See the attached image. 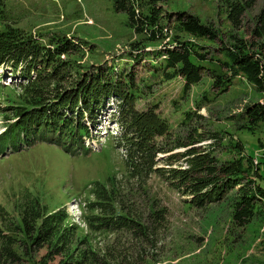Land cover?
Listing matches in <instances>:
<instances>
[{
  "label": "trees",
  "instance_id": "trees-1",
  "mask_svg": "<svg viewBox=\"0 0 264 264\" xmlns=\"http://www.w3.org/2000/svg\"><path fill=\"white\" fill-rule=\"evenodd\" d=\"M220 1L235 29L245 26L249 13L252 21L249 28L254 39L233 34V41L220 46L223 55H215L197 39L176 33L173 41L171 39L164 47L139 49L141 51L134 55L157 58L148 70L163 81L182 76L184 92L193 83L201 81L203 72L209 69L212 86L217 87L218 92L228 90L240 77L264 95V0ZM3 3L4 0H0V66L10 67L12 73L19 70L18 75L23 78L20 96H10L16 119L11 117L0 133L3 149L6 143L21 146L23 141L31 145L39 140L67 147L77 145L74 140L79 138L81 148H87L85 138L93 136L105 100H113L117 102L113 115L119 131H112V134L115 145L124 149L131 176L143 180L155 172L175 188H184L183 191L192 194L190 201L201 206L220 198L221 187H236L237 192L231 198L235 223L245 225L254 217L264 215L261 203L264 200V173L260 170L262 164L253 161L256 155L252 150L246 149L237 139L224 142L219 130H201L197 122L203 114L193 121L194 112L188 109L180 121L187 127V134L181 136L160 113L157 102L145 107L138 105L142 92H146L145 87L152 83L145 82L143 88L134 77H118L111 66L106 72L99 71L100 66L95 71L78 68L73 54L85 50V37L59 32L45 36L26 30L5 20ZM114 6L117 11H125L128 24L137 32L146 33L149 39H158L168 32L164 22L167 14L160 0H114ZM175 14V26L180 32L213 40L220 38L221 29L202 21L199 15L186 10ZM131 44L143 46L140 40ZM207 58L214 61V65L208 66L202 61ZM198 106L201 107V103ZM237 117L243 120L240 128L255 130L261 127L264 99L246 105ZM206 139L211 141L199 149L201 145L197 143ZM219 145L228 148L233 155L222 159L216 153ZM179 147L184 150H175ZM157 152L166 153L163 159L171 164L182 158L186 165H160ZM197 167L200 170L206 167L207 173L194 175ZM110 175L109 180L113 179ZM210 177H216V183ZM23 190L13 199V207L0 203V264H21L23 254H29L33 248H45L38 264H53L57 258V264L123 263L113 252L110 255L109 250L99 251L89 236L78 235L79 223L66 222L69 211L64 203L50 208L40 193L31 188ZM92 190L95 197L89 201V211L84 208L83 216L91 229L136 226L142 234L147 232L149 225L141 217L131 216L118 200L119 188L115 183L109 187L104 179H97ZM153 210V213L158 212V209Z\"/></svg>",
  "mask_w": 264,
  "mask_h": 264
},
{
  "label": "rangeland",
  "instance_id": "rangeland-1",
  "mask_svg": "<svg viewBox=\"0 0 264 264\" xmlns=\"http://www.w3.org/2000/svg\"><path fill=\"white\" fill-rule=\"evenodd\" d=\"M160 2L168 17L164 20L168 32L155 40L128 24V14L117 11L114 0H4L3 13L5 20L14 25L45 36L59 32L85 37V50L73 54L78 68L95 71L100 66L98 70L106 72L111 66L118 77H134L143 88L145 82L152 83L145 87L146 92H142L143 96L138 99L140 107L157 102L160 113L169 119L175 132L181 136L187 134V127L180 123L185 110L194 112L193 121L203 114L197 122L201 130L221 131L224 142L230 138L239 140L255 153L253 161L262 164L260 170L264 173V123L255 130L240 128L243 120L237 117L246 105L264 99L262 92L240 77L228 90L218 92V88L212 86L209 69H205L201 81L193 83L184 92L182 76L163 81L148 70L150 63L157 58L146 54L137 58L134 55L141 51L139 49L164 47L176 33H181L184 38L197 39L210 53L223 55L220 46L233 41V34L255 38L250 33L252 21L249 13L245 26L235 29L220 0ZM181 10L215 24L222 31L220 38L194 37L177 30L175 13ZM135 40H140L143 46L134 47L131 42ZM202 61L208 66L214 65V61L208 58ZM18 74L19 70L12 73L10 67H0V132L11 117L16 119L10 96L19 97L22 93L20 81L23 78ZM105 103L93 136L84 137L87 148H81L80 138L74 140L77 145L67 147L39 140L31 145L23 141L21 146L6 143L3 149L0 143V203L13 207V199L25 188L40 193L50 208L64 203L69 211L66 222L79 223L78 235L89 236L99 251L109 250L110 255L111 252L118 255L122 264H264V215L254 217L245 225L235 223L231 198L237 192L236 187H219L222 196L201 206L190 201L192 194L183 191L184 188H175L155 172L143 180L131 176L124 149L115 145L112 134V131H119L113 115L117 102L106 99ZM210 141L206 139L197 145H201L200 149ZM175 150H184V147ZM216 153L222 159L233 155L222 145L216 146ZM163 156L166 157V153L157 152L160 165H186L182 158L171 164ZM207 170L206 167L201 170L197 167L194 175L206 174ZM109 174L113 179L109 180ZM215 178L210 177L216 183ZM97 179H104L109 187L115 183L119 188L118 200L130 215L141 217L149 225L146 233L142 234L136 226L90 228L83 219L84 208L89 211V201L95 197L92 187ZM261 203L264 205L263 199ZM153 209L158 212L153 213ZM44 251L45 248H33L29 254L24 253L21 264H38Z\"/></svg>",
  "mask_w": 264,
  "mask_h": 264
}]
</instances>
